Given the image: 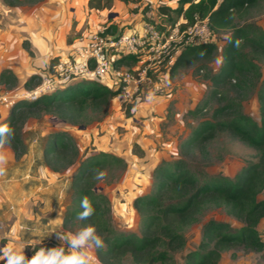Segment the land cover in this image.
<instances>
[{
    "label": "rangeland",
    "instance_id": "obj_1",
    "mask_svg": "<svg viewBox=\"0 0 264 264\" xmlns=\"http://www.w3.org/2000/svg\"><path fill=\"white\" fill-rule=\"evenodd\" d=\"M17 1L0 0V29L5 31L9 28L15 33L11 40L17 50L13 46L11 48L27 59L25 65L34 70L32 75L38 76L37 84L43 74L52 73V65L58 58L71 55L76 39L97 26L113 24L124 30L138 25L140 7L144 4V0H112L108 6L96 11L88 5V0ZM10 2L14 4H8ZM44 4L49 5L46 14L37 20L40 22L43 19L42 25L37 27V23L34 24L30 32L26 28L12 26L20 22L18 12L30 15ZM73 10L76 11L72 13ZM109 13L114 15L108 17ZM237 21L239 24L250 23L258 33H264V0L245 10ZM2 30L0 40L9 33ZM228 33L220 31L214 35L216 50L208 56L193 58L186 55L179 66L171 70L170 66L179 53L169 57L158 74L159 82L164 86L162 93H152L146 87L132 102L111 96L99 108H87L76 124L37 110L26 115L21 125L24 152L17 156L10 148L7 172L0 176V208L4 215L0 221V244L19 238L26 245V258L31 259L40 247L59 245L57 232L68 235L79 230L80 226L73 221L65 222L72 207L74 190L71 183L79 164L97 154L112 156L114 162L102 169L107 172L105 179H94L93 196L109 206L112 229L130 230L137 234L142 224L141 213L134 201L149 193L154 170L164 161L184 158L190 165L205 172L228 177L247 161H255L257 151L226 130L216 131L205 141V153L197 149L187 152L181 148V143L192 129L202 119H210L216 107L226 101H238L244 113L257 116L255 93L258 85L255 84L259 79L255 80L250 73L252 81L247 91H237L231 84L216 86L211 79L222 65L216 61L221 58ZM0 53H4L2 47ZM254 53L249 47L243 49L244 56L257 64L260 78H263L264 54L254 57ZM134 63L128 59L121 65L129 68ZM24 76H20L19 80L14 76L16 81L13 84L3 83L8 94L30 90L21 82ZM92 81L110 86L108 80ZM213 91L218 93L213 94ZM11 106H0V123L7 118ZM196 107L202 109L201 112L191 113ZM52 131H63L78 148L77 160L58 172L51 171L43 158V148ZM259 198L264 199V189ZM6 211H9L8 216ZM208 219L227 221L235 227L241 224L223 207L206 209L184 231L187 244L182 251L174 254L177 262H181L184 254L194 247L201 234V225ZM263 226L264 218L257 229ZM119 264L133 262L126 257ZM218 264H264V252L232 247L221 253Z\"/></svg>",
    "mask_w": 264,
    "mask_h": 264
},
{
    "label": "trees",
    "instance_id": "obj_2",
    "mask_svg": "<svg viewBox=\"0 0 264 264\" xmlns=\"http://www.w3.org/2000/svg\"><path fill=\"white\" fill-rule=\"evenodd\" d=\"M18 2L17 0H14ZM112 0H88L91 8L108 6ZM123 2L129 0H121ZM260 0H158L156 13L160 21L169 24L179 20L192 22L195 15L207 17L213 35L229 31L221 51L223 63L220 70L211 76L217 85L231 84L237 91H247L251 75L256 83L257 116L252 117L241 110L238 101H226L216 107L210 119H202L190 135L181 143L187 152L199 150L205 153V141L218 130L230 131L239 140L257 151L255 161H247L231 177L211 174L194 167L184 158L164 161L154 170V179L149 193L134 201L142 224L139 233L124 229H112L110 209L103 201L94 197L95 170H102L114 162L112 156L97 154L79 164L73 177L72 207L65 222H74L80 228L94 225L97 234L104 240V247L96 254L103 264H119L129 257L133 264H218L221 253L232 247L264 252V226L257 225L264 218V199L259 194L264 189V77L260 78L257 64L243 54L249 47L255 56L264 54V33L257 32L250 23L239 24L237 19L243 12ZM7 2V1H6ZM173 2L175 6H171ZM14 4V3H8ZM173 14V15H172ZM109 24L105 34L121 32ZM240 43L237 46L236 41ZM216 45L210 42L188 46L182 49L171 69L179 66L185 56L198 58L199 53L208 56ZM188 57V58H189ZM128 59L136 61L134 55L124 54L115 61L124 64ZM258 59V58H257ZM37 75H32L25 88L33 89ZM0 81L13 84L16 78L7 70L0 73ZM218 91H213V94ZM117 94L107 85L91 80H78L48 94L39 95L34 101L18 100L10 108L7 118L1 123H10L15 130L11 150L15 155L24 152L21 137L23 118L34 110L50 113L61 120L76 124L87 108H99L108 98ZM202 109L196 107L191 113ZM45 165L54 172L67 168L78 158L75 142L63 131L49 133L43 148ZM87 196L92 202L95 213L87 220H78L82 211L81 200ZM223 207L241 222L233 226L227 221L208 219L201 225V234L194 247L188 250L181 262L174 254L182 251L187 244L184 231L198 220L208 208ZM37 248V247H36Z\"/></svg>",
    "mask_w": 264,
    "mask_h": 264
},
{
    "label": "built area",
    "instance_id": "obj_3",
    "mask_svg": "<svg viewBox=\"0 0 264 264\" xmlns=\"http://www.w3.org/2000/svg\"><path fill=\"white\" fill-rule=\"evenodd\" d=\"M157 2L144 0L140 23L133 28L108 35L106 26L101 25L79 37L71 55L58 58L52 73L43 74L35 88L10 95L0 81V106L10 107L20 99L34 101L43 93L78 80H108L109 88L116 90V97L125 102L137 100L146 87L152 93H162L164 86L158 74L169 57L188 46L210 42L213 35L207 17L195 15L192 22L179 19L172 24L163 23L155 11ZM124 54L135 56L136 61L129 68L115 63Z\"/></svg>",
    "mask_w": 264,
    "mask_h": 264
},
{
    "label": "clouds",
    "instance_id": "obj_4",
    "mask_svg": "<svg viewBox=\"0 0 264 264\" xmlns=\"http://www.w3.org/2000/svg\"><path fill=\"white\" fill-rule=\"evenodd\" d=\"M239 43L237 40V46ZM199 55L202 57L204 53ZM216 62L222 64L223 57ZM14 135L15 130L10 123H0V176L7 172L9 149ZM106 176L105 170H95L94 179L103 180ZM80 206L82 211L77 215L78 220H87L94 215L95 208L87 196L82 198ZM56 238L59 241L58 246L40 247L31 259L26 258V245L19 238L9 239L0 248V261L4 264H102L96 252L105 246L104 240L97 234L94 225L89 224L68 235L57 232Z\"/></svg>",
    "mask_w": 264,
    "mask_h": 264
},
{
    "label": "crops",
    "instance_id": "obj_5",
    "mask_svg": "<svg viewBox=\"0 0 264 264\" xmlns=\"http://www.w3.org/2000/svg\"><path fill=\"white\" fill-rule=\"evenodd\" d=\"M170 5L171 6H175V4L173 2H171ZM47 6H49V5L48 4L47 5L44 4L42 6H39L30 15H23V13L21 14V12H18L17 14L21 15L18 18V20H20V22L17 25H12V26L14 28H15V26H17L20 29L21 28H26L27 32H30L31 31V27L34 24H36V23H37L36 26L39 27L38 24L42 25L44 21H43V19H41L42 21L37 22V20L40 19L39 17H42L44 14H46L45 12H46ZM69 9L72 10L73 8L69 7ZM7 10H8V8H7ZM75 11L76 10H73L72 13H74ZM138 18H139V16H138ZM179 19H182V16ZM28 20H30V21H28ZM0 30H2V29H0ZM2 31L4 33H6L7 31H9V28L6 29L5 31L4 30H2ZM12 35H15V33L9 31V33L6 35L5 39L1 38V40H0V47H2L4 49V53H2V54L0 53V56H1V58H0L1 71L8 69L11 72L12 75H14V76H16V78H18V80H19L20 76L25 75L24 79H21V82L24 85V83L27 81L26 77L32 75L34 70L32 71L29 67H27V65H25L27 59H24L23 54L20 55V53L15 52L16 46L12 43V40H11ZM75 41H77V39ZM12 46L15 49L11 48ZM18 54L20 55V57L22 59L21 58H20V60L18 59V56H19ZM3 55H4V57H3ZM1 206H2V204H0V207ZM1 208H0V221L2 220V218L4 216L2 214V212H1ZM8 213H9V211H6V215L7 216L9 215ZM6 243L7 242L1 243L0 244L1 245L0 248H2ZM24 254H26V253L24 252ZM0 264H4V262L0 261Z\"/></svg>",
    "mask_w": 264,
    "mask_h": 264
},
{
    "label": "water",
    "instance_id": "obj_6",
    "mask_svg": "<svg viewBox=\"0 0 264 264\" xmlns=\"http://www.w3.org/2000/svg\"><path fill=\"white\" fill-rule=\"evenodd\" d=\"M114 15V13H109L108 14V17H111V16H113Z\"/></svg>",
    "mask_w": 264,
    "mask_h": 264
}]
</instances>
